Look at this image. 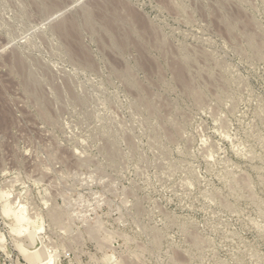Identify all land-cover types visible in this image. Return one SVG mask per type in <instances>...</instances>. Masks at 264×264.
Here are the masks:
<instances>
[{
    "label": "rangeland",
    "instance_id": "obj_1",
    "mask_svg": "<svg viewBox=\"0 0 264 264\" xmlns=\"http://www.w3.org/2000/svg\"><path fill=\"white\" fill-rule=\"evenodd\" d=\"M27 223L54 264H264V0H0V264Z\"/></svg>",
    "mask_w": 264,
    "mask_h": 264
},
{
    "label": "bare ground",
    "instance_id": "obj_2",
    "mask_svg": "<svg viewBox=\"0 0 264 264\" xmlns=\"http://www.w3.org/2000/svg\"><path fill=\"white\" fill-rule=\"evenodd\" d=\"M18 228H21V229L27 231L30 235V244L27 246V248H30L31 250H35V249L41 250L42 247L39 246L40 242H38V240L41 238L40 235L38 234V233H40L41 225L27 223V224H23L21 226H18ZM42 250H44V249H42ZM42 253L45 257V260L42 264H54L55 263V256H56L55 254H54L55 255L54 256L53 254H48V253L46 255V254H44L43 251H42Z\"/></svg>",
    "mask_w": 264,
    "mask_h": 264
}]
</instances>
